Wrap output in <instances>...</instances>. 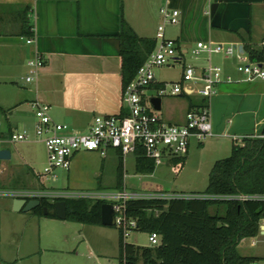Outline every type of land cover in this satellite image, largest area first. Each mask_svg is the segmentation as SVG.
Returning <instances> with one entry per match:
<instances>
[{"label": "crops", "instance_id": "0c3cea01", "mask_svg": "<svg viewBox=\"0 0 264 264\" xmlns=\"http://www.w3.org/2000/svg\"><path fill=\"white\" fill-rule=\"evenodd\" d=\"M165 5L180 12L179 22L175 24L177 31L164 28L165 37L176 41L180 60L181 53L197 41L234 44L246 58V46H264V0H0V113L5 121L0 138L7 140L12 132L25 127L30 134L25 144L36 141V118L30 104L34 100L48 104L52 119L58 123H65L69 117L66 131L70 128L73 132L88 131L96 114H121L124 110L118 37L121 22H127L137 35L155 39L161 23L160 9ZM29 28L31 36H26ZM28 38L34 42L27 43ZM35 51L41 54L43 65L37 76L27 82L25 77L30 74L27 61ZM223 59L220 66L224 74L234 80L219 84L210 100L213 135L231 136L237 142L240 137L242 140L262 133L264 81L261 84L243 80L236 70L235 54ZM207 64L195 67L200 71ZM164 84L155 75V81L143 92L144 100L154 97H147L151 89L156 90L157 96V89ZM176 95L180 99L186 96L188 102L159 116L167 123L181 124L190 106L198 107L204 99L195 93ZM3 148L9 149L10 158L0 159V186L4 185L2 177L8 171H15L18 176L20 172L8 162L17 160L18 155L7 145ZM109 153L125 158L115 149L108 150L105 156ZM80 154L105 157L98 151L80 150L71 157L68 172L76 167ZM33 162L34 154L27 147L25 183L13 181L9 189L44 187L41 174L32 167ZM10 199L7 210L15 198ZM246 239H250L253 247L247 256L258 258L254 264H264V212L259 234ZM246 239L237 245V252Z\"/></svg>", "mask_w": 264, "mask_h": 264}, {"label": "built area", "instance_id": "2783aa9c", "mask_svg": "<svg viewBox=\"0 0 264 264\" xmlns=\"http://www.w3.org/2000/svg\"><path fill=\"white\" fill-rule=\"evenodd\" d=\"M168 1V0H167ZM161 23L157 26L156 46L139 66L134 78L125 86L122 93V102L126 114H96L86 132H67V123L54 121L49 113V105L39 100L32 101L36 123L34 125L35 136L42 141L47 153L46 165L41 176L46 180L55 181L58 177L56 170H68L71 157L80 150L98 151L105 156L110 149L118 150L123 156L134 154L137 150H143L145 156L152 159L155 166L164 159L168 160L185 156L188 152L191 138L201 142L207 136H212V121L210 100L217 93V86L224 82H232L234 79L224 74L223 68L211 62L212 53H223L225 56L236 55L238 64L236 70L243 75V80L252 81L261 79L264 81V63L252 62L238 51L234 44H224L211 41H197L192 54L198 58L201 52L208 54V64L197 71L192 64L184 66L182 81L187 84L173 83L170 94H198L206 100L202 106L188 109L185 120L181 124L165 122L150 100L145 101L143 92L155 81L153 69L163 65L170 66L181 60L177 56V45L173 39L166 38L164 28L167 24H177L180 12L176 8L167 5L160 9ZM27 43H33V38H28ZM27 64L30 74L25 77L31 81L37 76L43 58L38 51L29 58ZM194 85V86H193ZM166 94V85L157 89V96ZM1 124V121H0ZM257 136L264 137V134ZM30 138L29 131L23 127L21 131L12 132L4 141L25 142ZM236 139V137L234 136ZM0 193L10 198L41 199L51 202L64 200L65 198H93L102 199L111 204L115 214V226L127 236L129 231L137 227V221L126 214V203L132 199H173V198H206L208 195L191 194H166L155 192L142 194L127 191L125 188L112 192H83L68 189L39 188V189H2ZM225 199L237 200H263L264 194H235L219 196ZM104 202V203H105ZM150 245L160 244L157 233H149ZM255 244V241L251 242Z\"/></svg>", "mask_w": 264, "mask_h": 264}, {"label": "rangeland", "instance_id": "374dc122", "mask_svg": "<svg viewBox=\"0 0 264 264\" xmlns=\"http://www.w3.org/2000/svg\"><path fill=\"white\" fill-rule=\"evenodd\" d=\"M167 28L177 31L178 27L167 24ZM190 47L185 53H181V62L170 66L163 65L153 69L157 79L165 81L166 94L161 96L162 106L156 110L157 114H164L173 108L181 107L188 102L186 96L178 97L170 94L173 83L187 84L182 81L184 66H194L208 63V54L201 52L192 54ZM179 50L177 55L179 56ZM225 55L212 53L211 62L214 65H222ZM263 83V80L256 79ZM147 97L155 96L156 90L147 92ZM0 121L4 127L5 121L0 113ZM70 126V125H69ZM19 129L18 131H20ZM73 132L74 129H69ZM85 131V130H78ZM36 141L0 143V149L8 146L19 158L8 160L15 171L2 177L3 186L0 190L9 189L13 181L25 183V148H29L34 154L32 167L38 174L43 173L47 161V153L43 143ZM243 139V138H242ZM241 137L237 141L240 143ZM242 141V140H241ZM231 136H207L201 142L191 138L190 146L185 157L184 164L176 171L168 160L164 159L155 166L152 173H137L135 170V155L127 154L123 159V188L127 191L149 194L165 192L166 194H191L205 195L209 172L216 160L228 157L232 149ZM119 157L113 153L102 157L98 155L80 154L76 167L68 172L57 169L58 175L55 181L44 179L41 182L45 188L74 189L83 192H112L117 187ZM6 171V172H7ZM1 185V184H0ZM20 185V184H19ZM13 187V186H12ZM16 187V186H14ZM11 202L10 197L0 193V264H119L118 238L119 229L113 226L83 224L67 219L36 216L31 212L13 210V206L7 210ZM213 212V209L211 208ZM128 243L149 246V233L138 230L129 231L125 236ZM244 246H239L238 253L249 255L253 252L250 239L245 240Z\"/></svg>", "mask_w": 264, "mask_h": 264}, {"label": "trees", "instance_id": "16d2710c", "mask_svg": "<svg viewBox=\"0 0 264 264\" xmlns=\"http://www.w3.org/2000/svg\"><path fill=\"white\" fill-rule=\"evenodd\" d=\"M25 33L31 36L30 28ZM118 37L124 89L154 50L156 40L137 35L124 20ZM245 50L250 61L264 63V46H246ZM205 103L204 99L199 106ZM124 114L125 110L121 112ZM185 157L171 159L169 163L179 171ZM154 169L153 160L143 150H137L136 172L146 174ZM122 181L123 159L119 157L118 189L122 188ZM235 194H264V137H243L242 143L233 141L231 154L214 162L205 189V195L210 197L128 200L126 214L137 221L134 230L157 233L160 244L128 243L118 228L119 264H254L257 257L241 255L236 247L241 240L259 234L264 201L219 198ZM64 201L67 220L101 225V205L105 200L81 197ZM43 206H47L46 214ZM31 212L57 218L54 202L45 198Z\"/></svg>", "mask_w": 264, "mask_h": 264}, {"label": "water", "instance_id": "95a60500", "mask_svg": "<svg viewBox=\"0 0 264 264\" xmlns=\"http://www.w3.org/2000/svg\"><path fill=\"white\" fill-rule=\"evenodd\" d=\"M156 110L161 108V100L159 97L154 96L150 99ZM70 118H65V123H69ZM10 158V151L7 148L0 149V159L5 160ZM40 205L39 199H21L16 198L13 200V210L29 211ZM56 215L59 219H66V202L64 200H57L54 202ZM44 214L47 213V206H43ZM114 210L109 203H102L101 205V224L105 226H113L115 224Z\"/></svg>", "mask_w": 264, "mask_h": 264}]
</instances>
